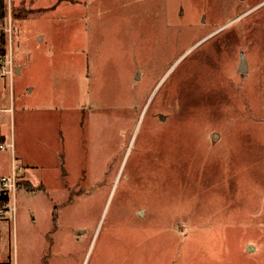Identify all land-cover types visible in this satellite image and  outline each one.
Wrapping results in <instances>:
<instances>
[{"label": "rangeland", "instance_id": "obj_1", "mask_svg": "<svg viewBox=\"0 0 264 264\" xmlns=\"http://www.w3.org/2000/svg\"><path fill=\"white\" fill-rule=\"evenodd\" d=\"M6 1L0 260L264 264V0Z\"/></svg>", "mask_w": 264, "mask_h": 264}, {"label": "built area", "instance_id": "obj_2", "mask_svg": "<svg viewBox=\"0 0 264 264\" xmlns=\"http://www.w3.org/2000/svg\"><path fill=\"white\" fill-rule=\"evenodd\" d=\"M7 55L8 58H7ZM5 57L0 59V69L1 74H9L12 78L14 71H15V65L12 59V54L9 51V54H7ZM8 145L4 144L3 142L0 143V149L6 148ZM9 147H13V145H9ZM21 170V167H18L15 162V156L13 155V163H12V170L11 173L1 175L0 176V198L7 197L8 198V205H10V197L15 195L17 185H18V171ZM5 208H0V216L5 215ZM15 206L11 205L9 206V212L11 215H14ZM5 264V263H0Z\"/></svg>", "mask_w": 264, "mask_h": 264}, {"label": "trees", "instance_id": "obj_3", "mask_svg": "<svg viewBox=\"0 0 264 264\" xmlns=\"http://www.w3.org/2000/svg\"><path fill=\"white\" fill-rule=\"evenodd\" d=\"M6 15H7V1L0 0V34L2 37V43L0 48V59L5 57L8 53L7 39L5 32L3 31ZM7 205H8V198L6 196L0 198V208H6Z\"/></svg>", "mask_w": 264, "mask_h": 264}, {"label": "water", "instance_id": "obj_4", "mask_svg": "<svg viewBox=\"0 0 264 264\" xmlns=\"http://www.w3.org/2000/svg\"><path fill=\"white\" fill-rule=\"evenodd\" d=\"M224 26H222L221 28H223ZM220 28V29H221ZM219 30V29H218ZM248 69V63H247V58L244 54V52L241 53V59H240V64H239V71L241 72H246ZM19 71V70H18ZM161 117H165V115L161 114ZM64 170V169H63ZM65 172V170H64ZM253 247V246H252Z\"/></svg>", "mask_w": 264, "mask_h": 264}, {"label": "crops", "instance_id": "obj_5", "mask_svg": "<svg viewBox=\"0 0 264 264\" xmlns=\"http://www.w3.org/2000/svg\"><path fill=\"white\" fill-rule=\"evenodd\" d=\"M1 43H2V37L0 35V48H1ZM15 68L17 69V71L19 70L18 72L20 73L22 71V69H23V65L20 64L19 66H15ZM4 108H6V107H4ZM10 108L11 107H7L6 109H10ZM0 109H1V107H0ZM11 116H12L11 117V120L13 121V118H15V110H11ZM5 174H8V172L7 173H4L2 175H5ZM6 262H7L6 261V258L0 260V263H6Z\"/></svg>", "mask_w": 264, "mask_h": 264}]
</instances>
